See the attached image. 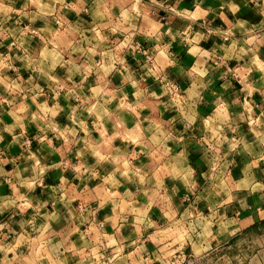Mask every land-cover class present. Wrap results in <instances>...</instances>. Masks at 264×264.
Masks as SVG:
<instances>
[{"label": "crops", "instance_id": "0c3cea01", "mask_svg": "<svg viewBox=\"0 0 264 264\" xmlns=\"http://www.w3.org/2000/svg\"><path fill=\"white\" fill-rule=\"evenodd\" d=\"M34 211L98 264H264V0H0V221Z\"/></svg>", "mask_w": 264, "mask_h": 264}, {"label": "rangeland", "instance_id": "374dc122", "mask_svg": "<svg viewBox=\"0 0 264 264\" xmlns=\"http://www.w3.org/2000/svg\"><path fill=\"white\" fill-rule=\"evenodd\" d=\"M165 86L168 91L173 89L169 83H165ZM26 139L28 138L23 140L22 147L24 149H28L32 145L30 139V143L26 145L24 142ZM35 212L36 211L20 216L18 214H13V216L9 215L10 217L8 216L6 219H10L9 221H11V223H7V221H5L6 219L0 221V264H20L18 261H16L19 252H22V254H29L25 264H40V262H42L41 264H98V248L96 244L91 246L90 251L86 250L82 251L81 253H73L72 249H69L71 244H62L63 239L66 240L69 237L70 239L71 237L76 239V237H79L77 235L80 234V228L78 229L74 225L66 227L63 226L62 223L56 222L54 226H52V230L51 228L49 230V226L47 227L44 225V222H49V224H52L54 221L53 219L55 218V213L53 216L45 215L40 217V215H37ZM47 213L50 214V212ZM73 214L74 216H72ZM70 215L73 218L76 217L75 213L73 212L70 213ZM7 224L9 226H6ZM51 231L55 232L54 234H58V236L55 235L57 237V242L50 243L48 240L45 241V238L50 236L52 237V235L49 234ZM83 234L85 233L83 232ZM227 247L228 245L225 247V249L229 250ZM256 248L257 245H255L251 250H255ZM6 250L10 252L8 253L9 259L5 258V263H2L1 252ZM40 250H42L41 260L38 259L40 256L38 255ZM8 261H11V263H8ZM216 261L217 257L213 255L205 258V260L201 262L194 261L192 264H215Z\"/></svg>", "mask_w": 264, "mask_h": 264}, {"label": "built area", "instance_id": "2783aa9c", "mask_svg": "<svg viewBox=\"0 0 264 264\" xmlns=\"http://www.w3.org/2000/svg\"><path fill=\"white\" fill-rule=\"evenodd\" d=\"M207 32H208V33H211L212 31H210V30L207 29ZM219 33H220V32H219ZM220 35H221V37L223 38V40L226 41V40L228 39L227 34H225V33H220ZM24 142H25L26 145H28V144L30 143V140H29V139H26Z\"/></svg>", "mask_w": 264, "mask_h": 264}]
</instances>
